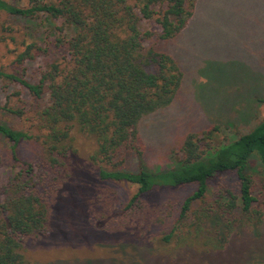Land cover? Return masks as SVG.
Segmentation results:
<instances>
[{"label":"trees","instance_id":"obj_1","mask_svg":"<svg viewBox=\"0 0 264 264\" xmlns=\"http://www.w3.org/2000/svg\"><path fill=\"white\" fill-rule=\"evenodd\" d=\"M195 3L29 0L26 8H19L0 0V12L23 21H39L48 30L44 42L27 39L8 72L0 70V91L8 95L0 111L22 117V109L8 105L9 95L20 96L19 90L10 92L12 88L20 89L24 97L45 101L37 119L42 134L36 137L42 139L43 154L33 162L21 161L16 154L18 145L31 139L27 131L0 122V139L14 170L0 185V264H34L22 255L23 244L47 232L52 199L60 187L59 169L68 154L64 143L73 124L94 138L97 148L92 160L98 164L97 178L136 187L126 210L140 204L141 197L154 189L194 184L195 190L183 200L178 213V221H187L193 205L206 199L208 182L231 173L236 179L235 191L218 188L214 208L196 210L192 225L198 230L212 221L217 228L225 225L230 234L236 223L242 229L254 220L261 223L262 212L256 204L264 202V118L247 133L215 149L208 142L211 130L187 134L179 158L166 169L150 171L142 161L138 123L169 106L182 81L177 63L163 44L186 28ZM143 22L155 24L158 33L141 31ZM49 53L51 61L30 80L25 64ZM260 103L264 104V98ZM127 153L137 159L134 171L125 169ZM253 158L258 171L248 168ZM220 241L206 238L212 248L219 247Z\"/></svg>","mask_w":264,"mask_h":264},{"label":"rangeland","instance_id":"obj_2","mask_svg":"<svg viewBox=\"0 0 264 264\" xmlns=\"http://www.w3.org/2000/svg\"><path fill=\"white\" fill-rule=\"evenodd\" d=\"M6 1L19 8L29 5V0ZM195 7L189 21L192 26L163 44L171 56L185 52L180 55L185 70L178 93L169 106L138 123L142 161L150 171L174 165L187 134L211 130L208 142L215 149L247 133L264 118V104L260 103L264 98V0H199ZM38 22L0 12V70H10L27 39L46 40L48 30ZM140 25L141 31L158 33L152 22ZM50 61L49 53L26 63L27 77L35 80L36 72ZM199 66L195 76L188 71ZM17 90L19 98L9 95L8 105L22 109V117L0 111V122L27 131L31 139L21 142L16 154L21 161L33 162L43 154L42 139L36 137L42 134L37 119L45 101L24 97L18 88L10 92ZM6 96L0 91V107ZM64 145L68 154L59 169L60 187L52 199L47 232L23 244L22 255L30 263L264 264V202L256 204L262 212L261 223L254 220L244 229L236 223L230 234L225 225L217 228L212 221L198 230L192 225L196 210L214 208L218 188L235 191L233 174L210 180L206 199L193 205L189 220L178 221L181 203L193 193L194 184L154 189L141 197L140 204L126 210L137 189L97 178L98 164L92 160L97 148L94 138L73 124ZM125 156V169L136 170V157L132 153ZM11 166L6 144L0 139V185L14 171ZM248 168L258 171L255 158ZM209 237L221 238V248L210 247L206 243Z\"/></svg>","mask_w":264,"mask_h":264},{"label":"crops","instance_id":"obj_3","mask_svg":"<svg viewBox=\"0 0 264 264\" xmlns=\"http://www.w3.org/2000/svg\"><path fill=\"white\" fill-rule=\"evenodd\" d=\"M198 1L199 0H196V5L198 4ZM202 1V0H201ZM201 3V2H200ZM195 8L196 7H194V10H195ZM194 10H193V12H194ZM195 14V13H194ZM190 26H192V23H188L187 24V26H186V28H189ZM185 28V29H186ZM183 31V30H182ZM185 54V52H181V53H178V51L176 52V54L175 55H172V57L174 58V60H175V62L177 63V65H178V67H179V69H180V71H181V73H182V76L184 75V70H185V68L182 66V63H181V61H180V55H184ZM200 67H202V66H199V67H195V68H191L192 69V71H190V70H188L189 72H191L192 74H194V76L196 75V70L198 69V68H200ZM206 67V63H205V65H204V68Z\"/></svg>","mask_w":264,"mask_h":264}]
</instances>
